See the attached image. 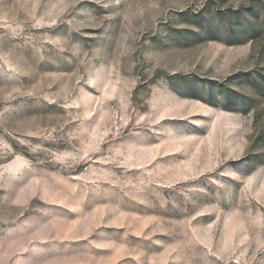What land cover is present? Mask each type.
<instances>
[{"label": "rangeland", "instance_id": "374dc122", "mask_svg": "<svg viewBox=\"0 0 264 264\" xmlns=\"http://www.w3.org/2000/svg\"><path fill=\"white\" fill-rule=\"evenodd\" d=\"M0 264H264V0H0Z\"/></svg>", "mask_w": 264, "mask_h": 264}, {"label": "trees", "instance_id": "16d2710c", "mask_svg": "<svg viewBox=\"0 0 264 264\" xmlns=\"http://www.w3.org/2000/svg\"><path fill=\"white\" fill-rule=\"evenodd\" d=\"M238 31H240V27H239V26H235V27L230 31V35H232V33H233V35H234V33L238 32Z\"/></svg>", "mask_w": 264, "mask_h": 264}]
</instances>
